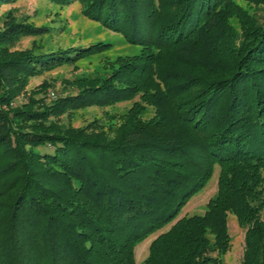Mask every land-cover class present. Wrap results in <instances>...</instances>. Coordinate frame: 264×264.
Listing matches in <instances>:
<instances>
[{
  "label": "trees",
  "instance_id": "trees-1",
  "mask_svg": "<svg viewBox=\"0 0 264 264\" xmlns=\"http://www.w3.org/2000/svg\"><path fill=\"white\" fill-rule=\"evenodd\" d=\"M76 1L142 51L48 102L44 84L28 91L33 77L111 46L16 50L50 30L6 16L0 264H137V246L159 232L143 264H227L231 215L245 232L241 264H264V0ZM126 103L107 124L70 123ZM216 170L203 216L177 219Z\"/></svg>",
  "mask_w": 264,
  "mask_h": 264
},
{
  "label": "rangeland",
  "instance_id": "rangeland-1",
  "mask_svg": "<svg viewBox=\"0 0 264 264\" xmlns=\"http://www.w3.org/2000/svg\"><path fill=\"white\" fill-rule=\"evenodd\" d=\"M240 4L245 5L241 1ZM82 11L81 4L76 0L63 5L53 3L50 0H16L0 4V30L9 14L21 20L27 19L24 22L35 27L46 26L50 30L42 37L23 36L18 41L16 50L30 49L34 44L42 45L46 51L89 47L97 43L111 46V49L102 55L90 57L71 66H57L47 70L44 74L33 77L28 86V91L37 89L44 84L47 89L46 98L48 102L58 97L76 93L77 89L71 82L77 78L103 75L106 61L113 63L119 57L137 56L142 51L140 45L130 43L124 34L107 29L102 23L88 18ZM19 99L24 101L25 97L22 96ZM129 107H131L130 103L120 104L115 108L116 110L88 107L76 111L70 123L74 127H83L99 119L100 122L104 121L107 124V112L114 114L115 112H124ZM63 120L68 122L66 116L63 117ZM218 173L219 170H216L208 186L192 197L177 219L196 214L203 216L207 209V203L217 194ZM168 229L166 228L163 232ZM229 230L232 238V249L226 255L225 262L227 264H241L245 250V232L238 226L234 215L229 217ZM161 233H157L137 246L135 263L143 264L149 255L151 242Z\"/></svg>",
  "mask_w": 264,
  "mask_h": 264
}]
</instances>
